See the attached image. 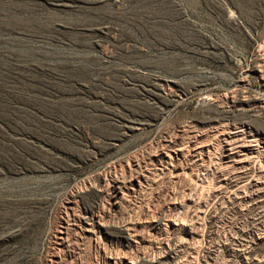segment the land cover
Segmentation results:
<instances>
[{
    "label": "rangeland",
    "instance_id": "rangeland-1",
    "mask_svg": "<svg viewBox=\"0 0 264 264\" xmlns=\"http://www.w3.org/2000/svg\"><path fill=\"white\" fill-rule=\"evenodd\" d=\"M153 260L264 264V0H0V264Z\"/></svg>",
    "mask_w": 264,
    "mask_h": 264
},
{
    "label": "bare ground",
    "instance_id": "bare-ground-1",
    "mask_svg": "<svg viewBox=\"0 0 264 264\" xmlns=\"http://www.w3.org/2000/svg\"><path fill=\"white\" fill-rule=\"evenodd\" d=\"M151 263V262H150ZM155 263L154 260L152 261V264ZM131 264H134V263H131Z\"/></svg>",
    "mask_w": 264,
    "mask_h": 264
}]
</instances>
